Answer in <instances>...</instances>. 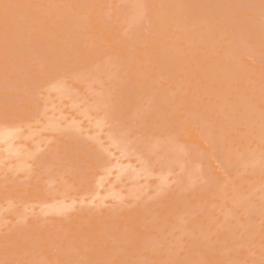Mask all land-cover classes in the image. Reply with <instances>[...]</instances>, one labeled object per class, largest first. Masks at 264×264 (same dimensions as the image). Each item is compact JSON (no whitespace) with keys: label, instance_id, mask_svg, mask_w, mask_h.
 Returning <instances> with one entry per match:
<instances>
[{"label":"rangeland","instance_id":"374dc122","mask_svg":"<svg viewBox=\"0 0 264 264\" xmlns=\"http://www.w3.org/2000/svg\"><path fill=\"white\" fill-rule=\"evenodd\" d=\"M27 1L0 0V264H264V0Z\"/></svg>","mask_w":264,"mask_h":264},{"label":"bare ground","instance_id":"6f19581e","mask_svg":"<svg viewBox=\"0 0 264 264\" xmlns=\"http://www.w3.org/2000/svg\"><path fill=\"white\" fill-rule=\"evenodd\" d=\"M22 1V0H21ZM29 1V0H28ZM28 1L26 2V3H28ZM33 1V0H32ZM189 1V0H188ZM25 2V1H24ZM190 2V1H189ZM195 2V1H194ZM49 4V3H48ZM129 4V3H128ZM194 4V3H193ZM5 5V4H4ZM23 5V4H22ZM56 5V4H55ZM4 7V6H3ZM51 7V6H50ZM106 7V6H105ZM24 8V7H23ZM42 8V7H41ZM54 8H56V7H54ZM45 9V8H44ZM57 9H55V11H56ZM2 11V10H1ZM0 11V12H1ZM67 11H69L68 9H67ZM42 12V11H41ZM40 12V13H41ZM162 12V11H161ZM46 13V12H45ZM49 13V12H48ZM52 13V12H51ZM2 14V13H1ZM13 14V13H12ZM15 14V13H14ZM3 15V14H2ZM44 16L45 15H47V14H43ZM17 16V15H16ZM22 16V15H21ZM54 16V15H53ZM23 17V16H22ZM105 17V16H104ZM145 17V16H144ZM21 18V17H20ZM40 18V17H39ZM56 18V16L53 18V19H55ZM75 18V17H74ZM33 19V18H32ZM60 19H61V17H60ZM146 19V18H145ZM80 20V19H79ZM156 20V19H155ZM48 21V20H47ZM58 21H59V19H58ZM143 21V20H142ZM165 21H167V20H165ZM32 22H34V21H32ZM53 23L55 22V20L54 21H52ZM74 23V22H73ZM57 24V23H56ZM59 24V23H58ZM62 24V23H61ZM142 24V23H141ZM162 24V23H161ZM72 25V24H71ZM52 27V26H51ZM59 27V26H58ZM64 27V26H63ZM55 28V27H54ZM60 28V27H59ZM139 28H141V27H139ZM55 29H57V28H55ZM167 29V28H166ZM73 30H75V26H74V28H73ZM143 30V29H142ZM145 30V29H144ZM59 31V30H58ZM146 31V30H145ZM74 32V31H73ZM54 33H56V32H54ZM135 34H136V32H135ZM55 36H56V34H55ZM49 37V36H48ZM61 39V38H60ZM79 39V38H78ZM175 42V41H174ZM174 46V45H173ZM54 47V46H53ZM237 47V46H236ZM235 47V48H236ZM64 48V47H63ZM148 48V47H147ZM65 50V49H64ZM70 50H71V48H70ZM67 51H68V49H67ZM79 53H80V51H79ZM64 54V53H63ZM57 55V54H56ZM66 55V54H65ZM78 55V54H77ZM126 55V54H125ZM64 56V55H63ZM68 56V55H67ZM66 56V57H67ZM76 56V55H75ZM75 56H73V57H75ZM114 56V55H113ZM141 56V55H140ZM131 57V56H130ZM65 58V57H64ZM63 58V59H64ZM78 58V57H77ZM123 58V57H122ZM143 58V57H142ZM79 59H80V57H79ZM94 59H96V58H94ZM171 59V58H170ZM13 60H15V59H13ZM65 60H66V58H65ZM174 60V59H173ZM176 60V59H175ZM49 61V60H48ZM114 61V60H113ZM117 61H118V59H117ZM119 62V61H118ZM69 63V62H68ZM74 63V62H73ZM121 63V62H120ZM165 63V62H164ZM16 64V63H15ZM18 64V63H17ZM53 64V63H52ZM51 64V65H52ZM55 64V63H54ZM119 64V63H118ZM127 64V63H126ZM129 64V63H128ZM46 65H47V63H46ZM50 65V66H51ZM65 65V64H64ZM67 65V64H66ZM120 65V64H119ZM137 65V64H136ZM174 65V64H173ZM123 66V65H122ZM48 68V67H47ZM139 68V67H138ZM171 68V67H170ZM177 68V67H176ZM51 69H53V68H51ZM50 70V69H49ZM71 70H72V68H71ZM76 70V69H75ZM80 70V69H79ZM73 71V70H72ZM77 71V70H76ZM173 71V70H172ZM168 72V71H167ZM165 73V72H164ZM168 73H170V72H168ZM179 74H181V73H179ZM58 78V77H57ZM52 82V81H51ZM48 83H50V82H48ZM45 85V84H44ZM48 85V84H47ZM74 85V84H73ZM45 93V92H44ZM104 94V93H103ZM27 97H29L28 95H27ZM152 97V96H151ZM110 98V97H109ZM91 99V98H90ZM115 99V98H114ZM110 101V100H109ZM47 102V101H46ZM113 103H115V102H113ZM112 103V104H113ZM120 104V103H119ZM121 104H122V102H121ZM149 105V104H148ZM22 106V105H21ZM24 106V105H23ZM40 107V106H39ZM115 107V106H114ZM117 107V106H116ZM115 107V108H116ZM21 108V107H20ZM55 108H56V106H55ZM122 108V107H121ZM40 109V108H39ZM112 109V108H111ZM175 110V109H174ZM64 111V110H63ZM109 111V110H108ZM119 111H121V110H119ZM161 111V110H160ZM176 111V110H175ZM12 112H16V111H12ZM61 112V111H60ZM112 112V111H111ZM117 112V111H116ZM152 111H150V113H151ZM153 113V112H152ZM159 113V112H158ZM33 114V113H32ZM127 114H129V113H127ZM133 114V113H132ZM111 115V114H110ZM130 115V114H129ZM15 116V115H14ZM35 116V115H34ZM25 117V116H24ZM127 117V116H126ZM99 118V117H98ZM135 119V118H134ZM137 119V118H136ZM52 121V120H51ZM121 121H123V120H121ZM112 122V121H111ZM124 122V121H123ZM128 122V121H127ZM135 122V121H134ZM137 122V121H136ZM6 123H7V121H6ZM9 123V122H8ZM63 123V122H62ZM131 123V122H130ZM160 123V122H159ZM92 124V123H91ZM130 125V124H129ZM128 125V126H129ZM12 126V125H11ZM163 127V126H162ZM101 128V127H100ZM129 128H131V127H129ZM69 129V128H68ZM106 129V128H105ZM110 129V128H109ZM108 129V130H109ZM73 131V130H72ZM89 131V130H88ZM121 131H122V129H121ZM90 132V131H89ZM92 132V131H91ZM53 133V132H52ZM172 133V132H171ZM63 134V133H62ZM94 135V134H93ZM101 135V134H100ZM264 135V134H263ZM12 135L10 134V133H6V132H2V133H0V141L1 142H3V143H5L6 145H7V148H8V151L9 152H15L14 151V149H12V148H9L10 146H11V144H10V142L8 143L7 142V140L8 139H10V137H11ZM78 138V137H77ZM138 138V137H137ZM76 139V138H75ZM83 139V138H82ZM146 139H144V141H145ZM176 140V139H175ZM16 141V140H15ZM81 141V140H80ZM83 141V140H82ZM143 141V140H142ZM14 142V141H13ZM31 142V141H30ZM106 142V141H105ZM28 143V142H27ZM78 143V142H77ZM85 143V142H84ZM108 143V142H107ZM43 145V144H42ZM91 145V144H90ZM128 145V144H127ZM136 145V144H135ZM89 147V146H88ZM1 148V147H0ZM144 148V147H143ZM176 148V147H175ZM48 149V148H47ZM7 150V149H6ZM115 151V150H114ZM90 152V151H89ZM117 153V152H116ZM54 154H56V153H54ZM41 157H42V155H41V153L39 154ZM170 155V154H169ZM24 156V155H23ZM38 156V155H37ZM44 156V155H43ZM46 156V155H45ZM49 156V155H48ZM65 156V155H64ZM105 156V155H104ZM147 156H148V154H147ZM41 157H38L39 158V160L41 159ZM92 157V156H91ZM143 157V156H142ZM48 158H50V157H48ZM106 158V157H105ZM111 158V157H110ZM144 158V157H143ZM43 159V158H42ZM45 159H47V158H45ZM86 160H88V159H86ZM110 160V159H109ZM119 160H120V158H119ZM130 160V159H129ZM132 160V159H131ZM134 160V159H133ZM152 160V159H151ZM21 161V160H20ZM122 161H123V159H122ZM154 161V160H153ZM192 161V160H191ZM46 162V161H45ZM50 162L51 161H49V164H50ZM92 162V161H91ZM104 162H105V160H104ZM24 163V162H23ZM47 164V163H46ZM93 164H94V162H93ZM187 164V163H186ZM138 165V164H137ZM82 166V165H81ZM84 166V165H83ZM102 166V165H101ZM161 166V165H160ZM186 166V165H185ZM67 167V166H66ZM172 167V166H171ZM192 167V166H191ZM201 167V166H200ZM58 168V167H57ZM60 168V167H59ZM120 168V167H119ZM194 168V167H193ZM85 169V168H84ZM92 169V168H91ZM172 169V168H171ZM86 170V169H85ZM96 170V169H95ZM98 170V169H97ZM155 170V169H154ZM200 170H201V168H200ZM91 171V170H90ZM99 171V170H98ZM163 171V170H162ZM161 171V172H162ZM52 172V171H51ZM84 172V171H83ZM88 172H89V170H88ZM94 172V171H93ZM100 172V171H99ZM112 172H115V171H113L112 170ZM154 172V171H153ZM53 173V172H52ZM97 173V172H96ZM184 173V172H183ZM20 174V173H19ZM23 174V173H22ZM21 174V175H22ZM206 174V173H205ZM204 174V175H205ZM11 175V174H10ZM18 175V174H17ZM25 175V174H24ZM79 175V174H78ZM84 175V174H83ZM82 175V176H83ZM85 176V175H84ZM187 176V175H186ZM48 178V177H47ZM50 178V177H49ZM48 178V179H49ZM141 180V179H140ZM185 180V179H184ZM169 181V180H168ZM254 181H256V180H254ZM122 182H124V181H122ZM206 183V182H205ZM129 184V183H128ZM196 185V184H195ZM205 184H203V186H204ZM115 186V185H114ZM119 187V186H118ZM14 188H15V186H14ZM36 188H38V187H36ZM45 188V187H44ZM193 188H194V186H193ZM13 189V188H12ZM19 189V188H18ZM24 189V188H23ZM26 189V188H25ZM30 189V188H29ZM28 189V190H29ZM35 190V189H34ZM42 190V189H41ZM191 190H192V188H191ZM37 191V190H36ZM35 191V192H36ZM124 191H125V189H124ZM27 192V191H26ZM43 192V191H42ZM41 192V193H42ZM18 193V192H17ZM19 194V193H18ZM17 194V195H18ZM38 194V193H37ZM149 194V193H148ZM40 195V194H39ZM58 196V195H57ZM26 199H27V197H25ZM46 198H47V196H46ZM90 198V197H89ZM242 198V197H241ZM35 199V198H34ZM97 199V198H96ZM38 200V199H37ZM40 200V199H39ZM95 200V199H94ZM128 201V200H127ZM25 202V201H24ZM125 202V201H124ZM137 202V201H136ZM96 204V203H95ZM114 204V203H113ZM19 206H21V205H19ZM138 207H139V205H138ZM143 209V208H142ZM135 210V209H134ZM74 213V212H73ZM104 213V212H103ZM185 213H187V212H185ZM70 214H72V213H70ZM78 214V213H77ZM80 214V213H79ZM83 214H84V212H83ZM85 214H87L86 212H85ZM96 214V213H95ZM117 215V214H116ZM133 215V214H132ZM49 217V216H48ZM114 217H116V216H114ZM53 218V217H52ZM70 218V217H69ZM99 218V217H98ZM81 219V218H80ZM61 220V219H60ZM31 221V220H30ZM94 221V220H93ZM34 222V221H33ZM62 222V221H61ZM96 222V221H95ZM38 223V222H37ZM190 223V222H189ZM97 224V223H96ZM104 224V223H103ZM189 225V224H188ZM97 227V226H96ZM108 227V226H107ZM106 228V227H105ZM97 229V228H96ZM185 229V228H184ZM192 229V228H191ZM180 231V230H179ZM186 231V230H185ZM187 232V231H186ZM202 232V231H201ZM203 232H204V230H203ZM207 232V231H206ZM199 233V232H198ZM197 233V234H198ZM186 234V233H185ZM30 236V235H29ZM63 236V235H62ZM194 236V235H193ZM198 236H201V235H198ZM85 237V236H84ZM106 237V236H105ZM183 237V236H182ZM222 237V236H221ZM49 238V237H48ZM60 238V237H59ZM58 238V239H59ZM63 239V238H62ZM195 239H197V238H195ZM203 239V238H202ZM97 240V239H96ZM194 240V239H193ZM138 241V240H137ZM197 241V240H196ZM140 242V241H139ZM209 242V241H208ZM62 243V242H61ZM137 243V242H136ZM184 243V242H183ZM211 243V242H210ZM102 244V243H101ZM182 244V243H181ZM47 245V244H46ZM52 245V244H51ZM63 245H64V243H63ZM47 246H49V245H47ZM139 246V245H138ZM147 246V245H146ZM212 246V245H211ZM64 247V246H63ZM82 247V246H81ZM103 247V246H102ZM135 247V246H134ZM152 247H153V244H152ZM207 247V246H206ZM183 248V247H182ZM99 249V248H98ZM105 249V248H104ZM109 249V248H108ZM111 249V248H110ZM202 249H204V247L202 248ZM57 250V249H56ZM87 250V249H86ZM103 250V249H102ZM204 251V250H203ZM103 252V251H102ZM184 252V251H183ZM65 253V252H64ZM63 253V254H64ZM90 253V252H89ZM111 253V252H110ZM133 253V252H132ZM198 253H200V252H198ZM203 253V252H202ZM210 253V252H209ZM140 254V253H139ZM145 254V253H144ZM189 255V254H188ZM76 256V255H75ZM103 256V255H102ZM101 256V257H102ZM59 257V256H58ZM110 257V256H109ZM113 257V256H112ZM139 257V256H138ZM180 257H182V256H180ZM205 257V256H204ZM61 258V257H60ZM111 258V257H110ZM201 258V257H200ZM79 259V258H78ZM88 259V258H87ZM128 259V258H127ZM140 259V258H139ZM133 260V259H132ZM144 260H145V258H144ZM146 260H148V259H146ZM220 260V259H219ZM114 261V260H113ZM135 261H136V259H135ZM193 261V260H192ZM221 261V260H220ZM233 261V260H232ZM107 262V261H106ZM111 263V262H110ZM142 263V262H141ZM140 263V264H141ZM194 263V262H193ZM203 263V262H202ZM228 263V262H227ZM107 264V263H106ZM109 264V263H108Z\"/></svg>","mask_w":264,"mask_h":264}]
</instances>
